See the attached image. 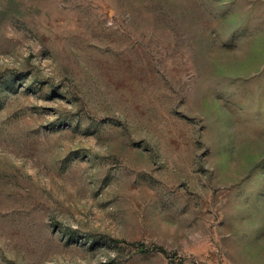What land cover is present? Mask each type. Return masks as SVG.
<instances>
[{
    "label": "rangeland",
    "instance_id": "rangeland-1",
    "mask_svg": "<svg viewBox=\"0 0 264 264\" xmlns=\"http://www.w3.org/2000/svg\"><path fill=\"white\" fill-rule=\"evenodd\" d=\"M0 264H264V0H0Z\"/></svg>",
    "mask_w": 264,
    "mask_h": 264
}]
</instances>
